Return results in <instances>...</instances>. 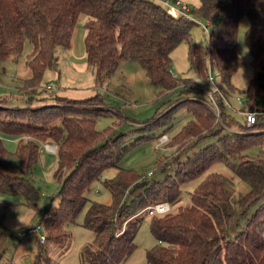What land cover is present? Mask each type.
<instances>
[{"label":"trees","instance_id":"obj_1","mask_svg":"<svg viewBox=\"0 0 264 264\" xmlns=\"http://www.w3.org/2000/svg\"><path fill=\"white\" fill-rule=\"evenodd\" d=\"M162 1L0 0V66L9 60H20L30 49L27 75L17 76V90L27 106H11L16 98L0 96V192L22 194L35 215L43 212L40 224L47 242L37 239L39 246L60 245L68 240L69 225L88 207L84 226L95 237L93 244L85 248L83 264L127 261L138 247L136 238L143 224L144 215L137 213L161 201H168L172 211L151 216V231L158 243L147 252L150 264H264V156L251 158L247 153L253 147L264 146V0H200L196 14L213 28L207 47L191 42L195 24L191 8L187 15H173ZM84 16L85 52L89 65L94 67L97 84L107 82L123 61H136L153 85L180 93L166 113L147 121L145 127L171 123L180 107H186L194 116L177 137L165 144L167 148L180 144L182 151L189 148L183 153L184 159L177 158L175 174L148 179L153 173L141 176L122 165L137 145L155 135L127 142L124 133L108 136L109 130H98L97 116L112 111L123 116L121 111L106 106L100 94L78 100L58 97L56 89H45L56 97V102L34 104L45 73L58 66L57 49L72 47ZM244 17L250 19L246 41L254 68L247 105L256 113V123L249 126L246 118L239 132L226 131L216 127L215 113L202 95L206 93L203 86L210 84L211 70L217 73V84L224 93H236L233 77L243 65L238 42ZM186 41L190 42V63L203 79V86L190 84L173 72L172 53ZM191 93L194 98L186 96ZM59 100H67L70 105L60 104ZM222 103V120L233 127L235 118ZM205 131L209 133L204 135ZM208 135L217 136L218 141L190 153L194 144ZM3 136L18 139L13 160H17L19 170L12 166V155ZM43 142L56 144L59 157V204L46 211L38 206L41 194L32 179ZM162 162L163 158L159 168L166 170ZM220 162L229 164L250 185V192L239 201L245 227L233 238L229 229L234 224L236 203L227 188L230 180L210 172ZM110 169L117 170V174L103 183L112 195V203L90 199L92 185ZM199 179L194 191L184 193L185 185ZM130 190L134 196H128ZM188 195L189 205L173 209ZM250 208H255L251 214ZM7 244L8 233L0 225V261ZM43 246L35 264L48 260Z\"/></svg>","mask_w":264,"mask_h":264},{"label":"rangeland","instance_id":"obj_2","mask_svg":"<svg viewBox=\"0 0 264 264\" xmlns=\"http://www.w3.org/2000/svg\"><path fill=\"white\" fill-rule=\"evenodd\" d=\"M180 1L187 4L192 10L191 15L195 24L192 27L191 42L201 47H207L213 28L207 19L196 14L201 4L200 0ZM170 2L171 4H175L174 0ZM171 12L173 15H179L174 10H171ZM86 19L87 16H84L80 21L79 27H83ZM249 28L250 19L244 17L239 25L238 42V51L243 65L233 77V84L237 88V91L230 95L223 92L228 96L231 103V105H227L226 111L228 114H232L236 124L231 127L224 120L223 123L222 121L218 122L217 117L215 121L216 127H224L226 131L233 130L239 132L241 125H245L246 123V115L244 113L249 112L247 90L254 76L253 56L246 41V34ZM189 49L190 42L186 41L174 50L172 53L173 72L176 76L187 79L190 84L203 86L205 85L203 79L198 76L190 63ZM29 51L30 49H27L20 60H9L0 66V96L9 95L13 96L12 98H16L12 100L11 106H27V103L21 100L22 96L17 90V76L27 75L26 57ZM57 54L59 56L58 66L56 69H50L45 73L41 90L39 95H37L38 99H35L34 104L43 105L45 103L52 104L56 102V97L54 95L51 96L45 90L49 83L54 84V88L57 91L55 94L58 97L81 100L100 94L105 98L104 102L106 106L115 111H121L124 117L114 111L99 115L97 116L98 130H109L108 136L112 133L114 135L124 133L126 134L127 142H132L143 135L148 136L150 133L155 135L154 138H150L146 142L137 145L123 159L122 165L134 170L141 176H148L150 173H153L148 179H164L168 175L175 174L177 158L181 156L180 158L184 159L186 155H183V153L188 151L189 148L186 151H182L183 149L178 144L172 148L168 147L170 149L167 148V145L157 149L159 139L163 134H167L170 139H174L194 119V116L186 107H180L174 112L172 122L164 125L165 127L156 126L148 128L143 124L166 113L169 110L171 102L175 101L180 93L163 91L162 88L153 85L144 68L136 61H123L119 69L107 82L97 84L94 67L89 65L86 55H77L63 48H58ZM211 72L217 77L215 71ZM203 88L213 91L214 85L210 83L207 86H203ZM196 95L198 96V94ZM202 95L206 99V94ZM186 96L194 98V93L186 94ZM58 102L70 105L67 100H59ZM208 133L205 131L204 135ZM3 138L8 151L12 155V166L19 170L17 160H13L19 142L17 139L11 137L3 136ZM217 141V136L208 135L197 141L194 144L195 146L190 149V153L197 152ZM247 153L251 158H257L260 155L264 156V146L253 147ZM161 158H163L162 164L164 163L167 166L166 170L159 168V160ZM58 169V154L42 148L40 158L32 173V179L35 181L41 194L38 206L42 211H46L51 205L53 207L54 202H58L56 206L59 204V198L57 197L60 185L57 179ZM210 172L222 174L230 180L227 188L232 200L236 203H233L235 213L234 224L229 229V235L233 238L237 232L245 227L246 219L241 214L243 208L239 204V201L250 192V185L240 179L235 174L233 168L225 162L217 163L211 168ZM116 174L117 170H108L101 181H96L92 185L88 193L89 198L101 203L111 204L113 201L112 195L103 182L106 179L113 178ZM200 180L192 181L185 185L184 193L187 192L188 194V192L194 191ZM128 196H134L133 191L131 192L130 190ZM53 198L54 200L52 201ZM190 202L188 195L185 200L176 204L175 207L173 206V209H176L179 205H189ZM147 206L137 213L138 215H144L141 230L136 238L138 247L123 264H150L147 259V252L157 245L158 240L151 231V216L144 214ZM87 208L77 217L75 223L69 225L71 236L68 240L60 245L48 243L46 244L47 246L42 245L45 248V256H48V260L43 259L41 264H83L85 248L93 244L95 237L93 231L84 226ZM253 209L255 208H250L248 212L251 210V214ZM42 216L43 212L35 215L33 209L29 208L26 204L22 194L0 192V225L8 233L6 253L0 264H35L36 254L42 246H39V241L35 236L28 235L22 237L20 234L27 232L33 226H38L41 223Z\"/></svg>","mask_w":264,"mask_h":264},{"label":"built area","instance_id":"obj_3","mask_svg":"<svg viewBox=\"0 0 264 264\" xmlns=\"http://www.w3.org/2000/svg\"><path fill=\"white\" fill-rule=\"evenodd\" d=\"M162 1V0H161ZM169 9L174 10L180 14H186L189 12L190 7L187 4L182 3L180 0L176 1L175 4H171L170 1H162ZM207 28V27H206ZM209 78H210V83L214 85V90L210 91L208 89L206 90V97L209 105L211 106L212 110L214 111L217 121L223 123L222 120V109L221 105L223 104L222 101L225 102L227 105H231L228 96H226L223 93V90L218 86L217 84V79L213 75V73L210 71L209 72ZM47 90L53 91L55 90L54 84L49 83V85L46 88ZM222 98V100H221ZM247 118V124L249 126H252L256 123V113L255 112H247L244 113ZM170 137L167 134H163L160 139H159V144L157 146V149L161 148L164 146L167 142H169ZM43 148L45 150H48L50 152H56L57 153V145L51 142H47L43 144ZM144 214H147L148 216H154V215H163L166 213H169L172 211V205L168 201H161L157 203L150 204L149 206L146 207L144 210ZM143 212V211H142ZM141 212V213H142ZM42 225L38 226H33L31 227L27 232L21 233L20 236L26 237L28 235H33L37 239H39L42 243L47 242V235L43 231Z\"/></svg>","mask_w":264,"mask_h":264},{"label":"crops","instance_id":"obj_4","mask_svg":"<svg viewBox=\"0 0 264 264\" xmlns=\"http://www.w3.org/2000/svg\"><path fill=\"white\" fill-rule=\"evenodd\" d=\"M84 36H85L84 29L82 27H79L76 31L72 47L70 49H65V50L70 51L77 55H86L85 48H84ZM0 135L2 136L3 134L0 133Z\"/></svg>","mask_w":264,"mask_h":264},{"label":"clouds","instance_id":"obj_5","mask_svg":"<svg viewBox=\"0 0 264 264\" xmlns=\"http://www.w3.org/2000/svg\"><path fill=\"white\" fill-rule=\"evenodd\" d=\"M58 202H54L53 203V207L55 208L56 207V204H57ZM21 222V221H20ZM22 223V222H21Z\"/></svg>","mask_w":264,"mask_h":264}]
</instances>
